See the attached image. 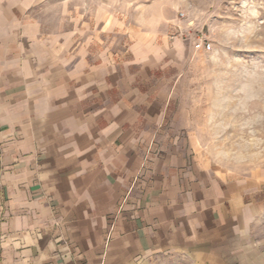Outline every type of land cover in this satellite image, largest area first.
<instances>
[{
  "label": "crops",
  "instance_id": "crops-1",
  "mask_svg": "<svg viewBox=\"0 0 264 264\" xmlns=\"http://www.w3.org/2000/svg\"><path fill=\"white\" fill-rule=\"evenodd\" d=\"M40 2L0 0V264H264L250 182L169 127V22L60 29Z\"/></svg>",
  "mask_w": 264,
  "mask_h": 264
},
{
  "label": "rangeland",
  "instance_id": "rangeland-1",
  "mask_svg": "<svg viewBox=\"0 0 264 264\" xmlns=\"http://www.w3.org/2000/svg\"><path fill=\"white\" fill-rule=\"evenodd\" d=\"M40 14L60 29L101 20L143 27L156 15L169 22L180 55L163 73L169 127L178 129L187 160L250 182L261 208L255 233L264 241V0H41ZM196 36L211 47L195 50ZM139 264L194 263L166 253Z\"/></svg>",
  "mask_w": 264,
  "mask_h": 264
},
{
  "label": "built area",
  "instance_id": "built-area-1",
  "mask_svg": "<svg viewBox=\"0 0 264 264\" xmlns=\"http://www.w3.org/2000/svg\"><path fill=\"white\" fill-rule=\"evenodd\" d=\"M179 17H183L184 16V12L179 11L178 12ZM191 44L192 47L195 50H199V49H209L211 47V44L208 41H205L204 39H202L199 36L193 37L191 39Z\"/></svg>",
  "mask_w": 264,
  "mask_h": 264
}]
</instances>
